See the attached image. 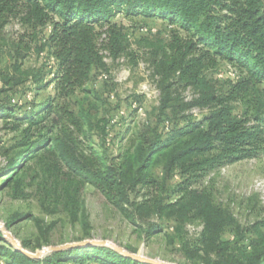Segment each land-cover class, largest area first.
Masks as SVG:
<instances>
[{
	"label": "trees",
	"instance_id": "obj_1",
	"mask_svg": "<svg viewBox=\"0 0 264 264\" xmlns=\"http://www.w3.org/2000/svg\"><path fill=\"white\" fill-rule=\"evenodd\" d=\"M117 14L159 17L167 32L142 26L158 41L151 53L158 103L152 118L131 130L113 154L109 120L95 119L77 97H101L96 85L110 79L106 56L137 62ZM11 19L21 28L13 39L3 34ZM4 53L0 116L13 118L14 134L7 148L13 154L2 171L13 197L25 195L22 184L33 161L41 171L39 178L35 171L30 175L38 178L41 206L65 212L83 228L89 220L81 192L89 184L148 234L160 231L152 215L168 223L187 264H264V217L242 224L217 200L211 183L201 184L222 164L264 157V0H0ZM33 53L37 64L23 68ZM222 65L231 70L218 76ZM27 80L35 92L46 91L41 104L1 98ZM23 107L28 112L17 116ZM193 218L203 227L189 237L181 229ZM0 259V264H152L101 244L35 258L12 246L1 229Z\"/></svg>",
	"mask_w": 264,
	"mask_h": 264
},
{
	"label": "rangeland",
	"instance_id": "obj_2",
	"mask_svg": "<svg viewBox=\"0 0 264 264\" xmlns=\"http://www.w3.org/2000/svg\"><path fill=\"white\" fill-rule=\"evenodd\" d=\"M116 20L125 23L128 35L129 49L138 54L137 62L129 57L112 60L106 56L110 71L109 82L97 83L100 98L93 95L79 94L77 98L85 108H89L97 118L106 117L109 120L112 147L111 153L117 154L131 130L136 129L148 119L152 118V108L158 103L159 90L152 64V51L158 43L155 35L142 31V26H151L164 35L167 23L159 17L138 15L127 19L121 14ZM19 21L11 19L3 29L5 37L15 38L20 30ZM166 38V36H163ZM7 54H0V66L4 65ZM37 56L29 54L25 57L23 68L36 65ZM222 65V71L231 70ZM228 69V70H226ZM3 82L0 80V88ZM111 92V95H106ZM191 94V90L185 92ZM1 98L12 104H22L25 100L34 105L41 104L46 98L45 90L35 92V85L24 81L11 90L1 93ZM17 102V103H16ZM29 105V104H28ZM73 108H77L74 104ZM198 112V109H193ZM28 110L23 107L17 116ZM12 117L0 116V229L12 246L5 232H10L15 243L24 249L35 252L43 247L59 245L82 239L107 240L110 244L120 246L124 250L158 261L174 264H187L186 258L179 249L178 238L174 229L168 223L152 215V222H158L160 231L148 234L144 227L133 223L118 209L110 204L104 195L92 185H84L81 198L88 215L89 225L83 228L79 222L70 220L65 212H51L40 204L36 189L37 180L41 174L40 168L28 163V178L23 181L25 195L13 197L11 185L5 182L6 175L3 168H7V148L13 143L14 132L11 131ZM97 131L93 133V143L97 145ZM15 152V151H14ZM38 173L35 181L31 180L33 172ZM211 183L212 189L219 202L229 208L235 217L244 225L264 217V157L246 158L233 163H226L210 170L201 180V184ZM137 200L140 196L137 195ZM145 224V223H144ZM199 218L188 220L181 232L189 237L196 236L202 230ZM85 231L88 234H85ZM26 243L28 247H24ZM48 253V252H47ZM46 254V253H45ZM43 254L40 257H43ZM2 259H0V263Z\"/></svg>",
	"mask_w": 264,
	"mask_h": 264
},
{
	"label": "water",
	"instance_id": "obj_3",
	"mask_svg": "<svg viewBox=\"0 0 264 264\" xmlns=\"http://www.w3.org/2000/svg\"><path fill=\"white\" fill-rule=\"evenodd\" d=\"M5 233L7 234V236H9L11 241L16 245L17 249L21 250L22 252H24L25 254H27L29 256L35 257V258H38V257L42 256L43 254L50 252V251H53V250H60L63 248H68V247H78V246H84V245L101 244V245L111 246V247L115 248L117 251H119V252H121L127 256H130L134 259L140 260V261H145V262H149L152 264H174V263H169V262L158 261V260H155L153 258L141 256V255L136 254V253H131V252L124 250L120 246H115V245L110 244L107 240H96V239H82V240L73 241V242H66V243L59 244V245H50L47 247H43L39 251L31 252V251L24 249L23 247H20L18 244H16L15 240L11 236L10 232H5Z\"/></svg>",
	"mask_w": 264,
	"mask_h": 264
},
{
	"label": "built area",
	"instance_id": "obj_4",
	"mask_svg": "<svg viewBox=\"0 0 264 264\" xmlns=\"http://www.w3.org/2000/svg\"><path fill=\"white\" fill-rule=\"evenodd\" d=\"M145 30H146V28H145ZM152 30L155 31V29H153V28H152ZM100 77H102V75H100Z\"/></svg>",
	"mask_w": 264,
	"mask_h": 264
}]
</instances>
